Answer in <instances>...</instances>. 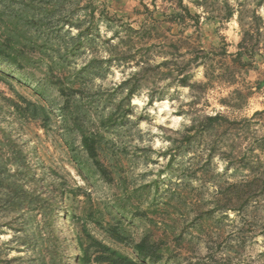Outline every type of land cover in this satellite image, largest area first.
Wrapping results in <instances>:
<instances>
[{
	"label": "rangeland",
	"instance_id": "obj_1",
	"mask_svg": "<svg viewBox=\"0 0 264 264\" xmlns=\"http://www.w3.org/2000/svg\"><path fill=\"white\" fill-rule=\"evenodd\" d=\"M35 1L46 9L26 44L35 62L18 67L0 58V77L44 106L48 118L18 122L0 98V123L22 143L44 191L64 192L60 209L75 204L79 223L60 219L66 234L86 238V231L133 256L106 227L115 225L133 240L150 229L171 245V254L156 264H183L184 253L199 264H264V191L248 202L231 201L236 210L224 208L229 183L264 176V0H182L198 24L170 18L177 0H94L92 12L86 0H61L53 13L48 0ZM225 2L241 10L245 27L252 11L257 15L252 21L257 48L242 61L233 60L242 27L236 12L226 17ZM179 36L184 39L177 41ZM198 45L204 48L198 61L214 74L210 80L191 58ZM222 47L228 54H221ZM164 59L170 65L188 63L189 81L208 85L181 86L166 68H152ZM144 60L151 70L133 76ZM89 63L100 64L99 72L85 69ZM58 77L82 85L70 100L94 113L80 115L85 127L95 128L97 115L116 108L100 150L108 181L91 165L79 132L59 116L62 98L53 83ZM124 81L125 87L136 85L129 104ZM0 91L12 96L1 80ZM217 112L230 122L187 131L193 119ZM1 207L0 202L4 239L13 213L5 215ZM205 243L215 247L212 255ZM223 248L229 254H222Z\"/></svg>",
	"mask_w": 264,
	"mask_h": 264
},
{
	"label": "trees",
	"instance_id": "obj_2",
	"mask_svg": "<svg viewBox=\"0 0 264 264\" xmlns=\"http://www.w3.org/2000/svg\"><path fill=\"white\" fill-rule=\"evenodd\" d=\"M93 1L86 0L91 12L96 6ZM0 3V58L18 67L32 66L35 61H32V55H30L26 44L31 41L29 36L31 30L40 26V21L44 18L42 16L46 15L45 6L42 5L43 1L37 3L35 0H0ZM48 3L50 6L49 12L53 13L57 10L56 6L61 3V0H48ZM177 3L178 10L170 18L177 23H182L185 18L195 19V24H198L199 17L191 14L189 8L182 3V0H177ZM224 11H226L227 18L232 17L235 12L239 17L238 22L242 27V33L237 51L233 54V60L242 61L241 58L244 54L251 55L257 48L258 40L253 36L254 26L252 25V21L257 20V15L252 11V15L249 16L251 18L250 23L245 27L241 22L242 12L240 9H234L233 6L225 2ZM107 16H110L109 13H107ZM257 32L259 35L260 31ZM26 34L29 36L28 39ZM74 38L81 43L80 36L77 35ZM181 39H184V37L179 36L177 41ZM194 48L195 51H193L191 58L195 59L193 62H196L199 60L197 58L202 56L200 54L204 51V48L200 45ZM176 49H178V46H176ZM221 54H228L224 47H222ZM201 60L195 63L194 66H203L204 76L207 80H210L214 74L211 69L207 68L206 62L203 59ZM170 62L169 59H164L152 68H166L168 75L176 78L181 86L204 89L208 85L209 81L199 83L189 81L191 73L190 71L186 73L188 63L183 65L174 63L176 69H173L170 66L174 64L170 65ZM247 63L251 64L250 62ZM89 66L92 67L90 71L93 74L99 72L100 64L92 65L89 63L85 69H88ZM149 67L151 66L147 60L141 61L139 70L134 72L133 76L140 71L151 70ZM50 68L52 69L51 66ZM162 73L167 74L164 71ZM0 78L12 92V96H10L0 91V98L6 101L7 106L15 116V120L18 122L35 118L42 121L47 120L48 115L44 106L27 100L10 83H7L6 79ZM60 79L58 77L53 81L57 92L62 98V104L58 108L59 116L66 124L67 122L70 123L72 129L79 132L81 146L91 161V165L98 174L108 181L110 174L100 150L106 146L103 141L104 131H108L116 108L109 109L107 115H97L95 128L85 127L82 117L80 120V115L87 117L89 114L94 116V113L89 112L76 100H70L78 94V91L83 89L82 85L76 84V79L73 81L68 78L62 81ZM126 84V81L122 83L123 88L126 90L127 104H129L130 98L136 92V85L125 87ZM223 122L230 121L219 112L213 115L204 114L197 120L193 119L187 131L195 128H199L201 131L215 129L223 125ZM1 124L3 123H0V150L2 151L0 157V202L5 215L13 214L10 223H6L8 230H10V236L0 239V264H156L165 254H171L170 243L163 237L157 236L150 229L138 239L133 240L115 225L106 227L107 234L116 242L128 245L134 254L133 256L94 239L86 231H84L86 238L78 232L73 237L66 234L60 219L63 218L68 222L74 220L73 222L79 223L77 221L79 216L75 213V204L72 202L66 208L60 209L61 202L66 199L62 195L64 192L51 193L50 191H44L43 183L33 171L23 151L22 143ZM5 126L7 125L5 124ZM229 187L230 195L227 197L226 202L228 203L224 208L236 210V207L229 205L231 201L248 202L250 198H256L259 196L258 194L263 193L264 176L262 178L252 176L239 182H231ZM151 223L154 224L153 219ZM1 234H4V231H1ZM87 240L89 241L85 244L84 242ZM237 243H239V240H237ZM204 248L207 254L212 255L215 247L205 243ZM229 250L223 248L222 254H229ZM183 264L199 263L186 257L184 253Z\"/></svg>",
	"mask_w": 264,
	"mask_h": 264
}]
</instances>
